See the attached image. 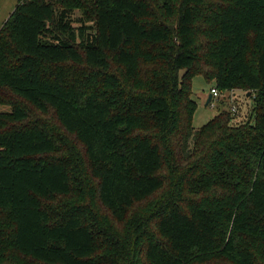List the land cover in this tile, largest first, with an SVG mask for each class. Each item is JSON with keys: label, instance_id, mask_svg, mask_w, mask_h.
Instances as JSON below:
<instances>
[{"label": "trees", "instance_id": "16d2710c", "mask_svg": "<svg viewBox=\"0 0 264 264\" xmlns=\"http://www.w3.org/2000/svg\"><path fill=\"white\" fill-rule=\"evenodd\" d=\"M0 106V264H264V0H18Z\"/></svg>", "mask_w": 264, "mask_h": 264}, {"label": "rangeland", "instance_id": "374dc122", "mask_svg": "<svg viewBox=\"0 0 264 264\" xmlns=\"http://www.w3.org/2000/svg\"><path fill=\"white\" fill-rule=\"evenodd\" d=\"M18 0H0V30L14 12ZM215 87V83H208L203 76H198L193 80V100L198 105V110L194 117L193 126L196 130L203 127L222 110H230L236 106L239 109L236 124L247 122L250 118L251 107L253 102L247 98V94L243 91H235L234 95L229 92L221 93L220 98H212L210 105L207 104L211 90ZM223 102V103H222ZM10 108L0 106V112H9Z\"/></svg>", "mask_w": 264, "mask_h": 264}, {"label": "built area", "instance_id": "2783aa9c", "mask_svg": "<svg viewBox=\"0 0 264 264\" xmlns=\"http://www.w3.org/2000/svg\"><path fill=\"white\" fill-rule=\"evenodd\" d=\"M211 93H212V96H213L214 99L215 98H220L221 92H219L218 90L212 89ZM232 112L233 113L237 112V107L236 106L232 107Z\"/></svg>", "mask_w": 264, "mask_h": 264}, {"label": "water", "instance_id": "95a60500", "mask_svg": "<svg viewBox=\"0 0 264 264\" xmlns=\"http://www.w3.org/2000/svg\"><path fill=\"white\" fill-rule=\"evenodd\" d=\"M249 95H250V94H248V96H249ZM212 98H213V96H212V94H211V95L209 96V99H208V102H207L208 105L211 103Z\"/></svg>", "mask_w": 264, "mask_h": 264}, {"label": "crops", "instance_id": "0c3cea01", "mask_svg": "<svg viewBox=\"0 0 264 264\" xmlns=\"http://www.w3.org/2000/svg\"><path fill=\"white\" fill-rule=\"evenodd\" d=\"M2 29V28H1Z\"/></svg>", "mask_w": 264, "mask_h": 264}]
</instances>
